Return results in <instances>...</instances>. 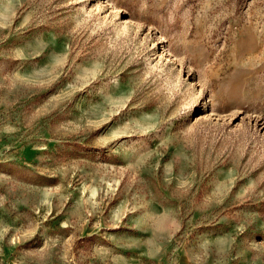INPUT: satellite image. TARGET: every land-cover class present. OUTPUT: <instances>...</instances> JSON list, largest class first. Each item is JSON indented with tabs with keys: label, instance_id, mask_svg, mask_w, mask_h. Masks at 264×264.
Wrapping results in <instances>:
<instances>
[{
	"label": "rangeland",
	"instance_id": "obj_1",
	"mask_svg": "<svg viewBox=\"0 0 264 264\" xmlns=\"http://www.w3.org/2000/svg\"><path fill=\"white\" fill-rule=\"evenodd\" d=\"M0 264H264V0H0Z\"/></svg>",
	"mask_w": 264,
	"mask_h": 264
},
{
	"label": "bare ground",
	"instance_id": "obj_2",
	"mask_svg": "<svg viewBox=\"0 0 264 264\" xmlns=\"http://www.w3.org/2000/svg\"><path fill=\"white\" fill-rule=\"evenodd\" d=\"M194 45V44H193ZM193 45L192 44H188V45H186V47H187V49H189L190 51H191V49H192V51L194 52V53H196L197 51L199 52V57H203V58H206V53L201 49V47H193ZM191 51V52H192Z\"/></svg>",
	"mask_w": 264,
	"mask_h": 264
}]
</instances>
